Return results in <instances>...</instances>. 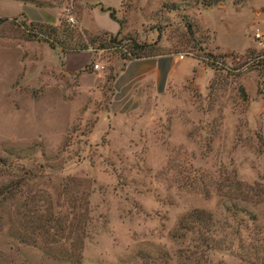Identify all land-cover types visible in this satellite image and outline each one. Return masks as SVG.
I'll return each mask as SVG.
<instances>
[{
  "label": "rangeland",
  "instance_id": "rangeland-1",
  "mask_svg": "<svg viewBox=\"0 0 264 264\" xmlns=\"http://www.w3.org/2000/svg\"><path fill=\"white\" fill-rule=\"evenodd\" d=\"M12 1L61 7L87 40L119 26L177 74L111 112L127 63L68 70ZM74 3L0 0V264H264V0Z\"/></svg>",
  "mask_w": 264,
  "mask_h": 264
},
{
  "label": "trees",
  "instance_id": "trees-1",
  "mask_svg": "<svg viewBox=\"0 0 264 264\" xmlns=\"http://www.w3.org/2000/svg\"><path fill=\"white\" fill-rule=\"evenodd\" d=\"M109 12V16L112 20L116 21L114 13L110 10H104ZM24 14L19 15V17H24ZM6 19H1L0 22ZM117 22V21H116ZM29 26L26 28L27 34L30 39H37L47 43L50 49L59 48L64 56L66 54L80 53V52H99L106 51L111 52L112 55L118 57L117 59L127 62L132 60L156 58L152 45L145 43H138L135 40H130L127 45L119 39L120 33L112 35L109 33H104L105 37H96L95 40H87L84 33L78 32L75 28V24H70L67 19H59L57 24H47L41 22H29ZM97 43V46H95ZM177 53V52H176ZM264 57V55H260ZM258 56V57H260ZM207 65L213 68L211 63ZM83 71H87V67ZM0 167H4L6 171L10 169L8 164L0 160ZM187 221L192 224V226H200L206 223V218L202 212L195 211L186 215L180 224H187ZM198 228V227H197Z\"/></svg>",
  "mask_w": 264,
  "mask_h": 264
},
{
  "label": "crops",
  "instance_id": "crops-1",
  "mask_svg": "<svg viewBox=\"0 0 264 264\" xmlns=\"http://www.w3.org/2000/svg\"><path fill=\"white\" fill-rule=\"evenodd\" d=\"M71 2V4H75L74 0H66L67 2ZM17 3L16 10L13 13L8 14L6 17H17L21 14H24L25 17L29 21L33 22H41V23H47V24H57L59 22V17H60V12H61V7L60 8H44L41 6H37L36 4L33 3V1H30V5L24 4L22 2H15ZM79 2V1H78ZM95 14H101L104 13L100 11L99 9H93L92 11ZM115 23V21H114ZM117 26L118 24L115 23ZM108 31V32H104ZM119 31V26L118 28H114L112 30H106V29H97L95 32L92 31L91 33L95 35H99L102 33H109V34H117ZM89 51L87 52H80V53H72V54H66L65 55V64L68 70L72 69L73 67L77 66L78 64H81L85 61L87 58ZM171 57H156V58H148V59H140V60H132V61H127V71H126V79L125 81V92L127 94V97L125 96H115L116 103L115 108L116 111L112 110L111 112H120L123 109L122 102L128 98V96L132 93L137 91L140 92H145V93H151L154 92L155 90L151 87V85L157 86L158 88V83L162 79V76L164 72H166L165 75V84H167L170 80L172 81L173 78H175L174 74H177L178 70V65L177 62L173 65V61L168 59ZM88 59V58H87ZM163 60V61H162ZM93 66V65H92ZM90 67V69L92 68ZM191 67V66H190ZM85 68V67H84ZM84 68L82 70H84ZM181 69L183 71L185 70V75H187V71L189 69L188 66H181ZM93 68L92 70L89 71L91 74H95ZM163 74H162V73ZM88 73V71H84V74ZM187 73V74H186ZM164 77V76H163ZM121 78V77H120ZM120 80V79H119ZM185 80V79H184ZM163 83V85H165ZM162 85V84H161ZM166 86V85H165ZM156 88V90H157ZM138 93V94H139ZM146 100L147 96L142 97H134V102L138 104L140 100ZM133 102V101H132ZM124 112H122L123 114ZM130 115V114H129ZM125 116V115H124Z\"/></svg>",
  "mask_w": 264,
  "mask_h": 264
},
{
  "label": "built area",
  "instance_id": "built-area-1",
  "mask_svg": "<svg viewBox=\"0 0 264 264\" xmlns=\"http://www.w3.org/2000/svg\"><path fill=\"white\" fill-rule=\"evenodd\" d=\"M67 21H68L70 24H75V21H74L73 17H72L70 14H68V16H67ZM103 69H104V67H103L102 64H99V63H95V64H93V70H94V71L99 72V71H102Z\"/></svg>",
  "mask_w": 264,
  "mask_h": 264
}]
</instances>
